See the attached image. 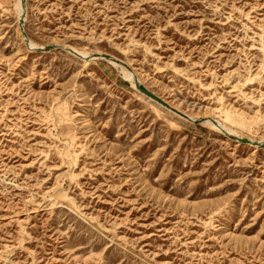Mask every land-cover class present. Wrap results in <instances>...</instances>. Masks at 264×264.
Here are the masks:
<instances>
[{"label": "rangeland", "instance_id": "374dc122", "mask_svg": "<svg viewBox=\"0 0 264 264\" xmlns=\"http://www.w3.org/2000/svg\"><path fill=\"white\" fill-rule=\"evenodd\" d=\"M0 264H264V0H0Z\"/></svg>", "mask_w": 264, "mask_h": 264}, {"label": "water", "instance_id": "95a60500", "mask_svg": "<svg viewBox=\"0 0 264 264\" xmlns=\"http://www.w3.org/2000/svg\"><path fill=\"white\" fill-rule=\"evenodd\" d=\"M137 89L144 94L145 96L153 99L154 101L163 104V102L161 100H159L155 95H153L152 93H150L149 91H147L146 89H144L143 87H141L140 85H137Z\"/></svg>", "mask_w": 264, "mask_h": 264}, {"label": "bare ground", "instance_id": "6f19581e", "mask_svg": "<svg viewBox=\"0 0 264 264\" xmlns=\"http://www.w3.org/2000/svg\"><path fill=\"white\" fill-rule=\"evenodd\" d=\"M131 78V77H130ZM135 83H136V88H137V85H138V83H137V81L135 80ZM149 98V97H148ZM149 99H151V98H149Z\"/></svg>", "mask_w": 264, "mask_h": 264}]
</instances>
